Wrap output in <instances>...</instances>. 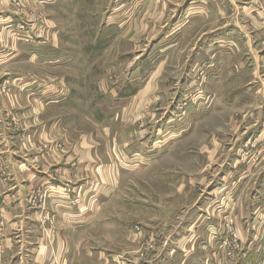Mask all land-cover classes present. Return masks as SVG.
<instances>
[{
	"label": "rangeland",
	"instance_id": "374dc122",
	"mask_svg": "<svg viewBox=\"0 0 264 264\" xmlns=\"http://www.w3.org/2000/svg\"><path fill=\"white\" fill-rule=\"evenodd\" d=\"M187 3L179 2L174 7L130 4L127 0H8L3 9L14 18L22 14L25 27L38 23L52 32L47 38L36 34L26 36V40L35 44L46 38L56 43L51 44L52 50L59 52L60 70L66 74L71 92L55 110L73 134L75 146L88 143L89 178L74 180L67 202L94 206V212H90L94 215L89 231L91 250L106 247L119 255L132 251L139 257L137 264H146L153 255L154 260L159 259L172 250L165 264H189L187 255L195 242L206 243L211 232L222 238L217 251L223 252L229 263L253 264L241 260L235 219L224 215L215 225L220 215L216 205L221 202L224 206L227 192L231 194L237 184L231 159L261 155L264 133L260 137L256 124L253 130L243 131L251 118L257 119L255 108L250 109L248 104L243 109L249 101H241L234 117L227 114L225 99L215 103L207 90L208 61L196 65L191 58L193 31L184 38L175 31L170 38L161 37L172 14L176 13L175 20L186 16L184 23L187 20L190 24L194 14L184 8ZM146 6L150 10L148 20L143 17ZM140 11L142 16L137 18ZM157 40L162 45L174 40L182 44L170 57L169 51L161 53L162 59L153 63L159 53L149 50ZM187 43L191 47H185ZM49 48L39 51L43 59L50 54L55 57ZM114 48L120 51L114 52ZM11 54L6 53L9 58ZM29 54L33 55L32 50ZM136 64L139 66L134 67ZM48 68L41 71L39 65L26 62L23 74L28 81L36 80L41 78L40 71L45 73ZM150 75L159 79L157 90L152 94L146 91L143 99L127 98L139 91ZM103 76L105 85L100 83ZM7 81L0 84L1 97L13 94ZM254 104L257 107V101ZM26 106L32 109L33 116L28 118L35 119L39 104L32 101ZM44 115L51 116L47 117L48 126L54 111ZM19 134L20 144L29 145L33 138L22 136L21 131ZM243 165L253 164L237 163L235 167L242 169ZM43 198L41 204L46 205L47 196ZM98 205L102 210H97ZM233 213L237 219V210ZM49 216L47 224L53 225ZM204 217L213 223L202 224Z\"/></svg>",
	"mask_w": 264,
	"mask_h": 264
},
{
	"label": "crops",
	"instance_id": "0c3cea01",
	"mask_svg": "<svg viewBox=\"0 0 264 264\" xmlns=\"http://www.w3.org/2000/svg\"><path fill=\"white\" fill-rule=\"evenodd\" d=\"M187 1L188 6L184 8H189L194 14L190 24L187 25V20L184 23L186 16L175 20L176 13L172 14L161 37L170 38L175 31L179 33L177 36L184 38L187 32L193 31L194 53L191 58L196 65L202 60L208 61L209 94L213 95L215 103L225 99L226 112L232 117L240 111L237 106L241 101H249L243 109L248 104L250 109L255 108L254 117L257 119L251 118L243 131L253 130L256 124L261 137L264 133V0H127V3L175 7L177 3ZM7 2L0 0V84L8 80L13 94L0 96V264H137L139 257L132 251L124 255L106 247L92 251L89 231L94 222V215L90 213L94 212V206L67 202L74 180L89 178L88 143L85 142L87 146H75L73 134L64 126V118L55 110L69 99L71 90L69 92L66 85V74L60 70L59 52L52 50L51 44L56 43L46 39L52 36V32H47L38 23L25 27L22 14L14 18L3 9ZM146 8L143 17L148 20L150 10ZM42 11L40 9L38 13L40 17ZM138 14L137 18H140L142 11ZM186 25V29L181 30ZM36 34L41 39L46 38L37 40L35 44L27 42L26 36L34 37ZM180 40L164 45L159 40L154 42L149 51L159 54L153 63H157L156 59H162L161 53L169 51L170 57L182 44ZM191 45L187 43L185 47ZM42 48H49L55 57L50 54L48 59H43L39 52ZM116 51L120 49L114 48ZM9 52L12 53L11 58L6 55ZM28 54L33 58H28ZM26 62L31 66L33 63L39 65L41 71L42 67L49 68L45 73L40 71L41 78L28 81L23 74ZM138 66L136 64L134 67ZM150 73H154V70ZM155 75L147 76V83L152 84L141 85L139 91L127 98L143 99L146 91L152 94L157 90L159 79ZM100 80L105 85V76ZM32 101L40 106L35 119L28 118L32 115V109L26 105L32 104ZM254 101H257V107ZM215 109L218 110V105ZM53 111V122L47 126V117L51 116L44 113ZM67 114L70 113H66L69 116ZM20 131L22 136L33 138L29 145L20 144ZM260 145L263 153L258 157L231 159V173L237 184L232 187L231 194L227 192L225 205L221 202L216 205V210L223 216L216 217L218 221L215 225L220 224L224 215L229 220L235 219L233 224L241 239V260L253 264H264V139L260 140ZM237 163L253 165H243L241 169L235 167ZM43 196H47L46 205L41 204ZM98 209L102 210L100 205ZM235 209L237 219L233 213ZM49 214L53 217V225L47 224ZM98 218H102V215L100 217L99 214ZM201 220L202 224L213 223L212 219L207 221L205 217ZM97 224L101 229V219ZM46 226H49L48 230L44 229ZM212 234H208L204 244L196 237V241H199L197 244L195 242V248L187 255L189 264H231L223 252L217 251L222 238ZM171 251L155 260L153 255L146 264H165Z\"/></svg>",
	"mask_w": 264,
	"mask_h": 264
},
{
	"label": "built area",
	"instance_id": "2783aa9c",
	"mask_svg": "<svg viewBox=\"0 0 264 264\" xmlns=\"http://www.w3.org/2000/svg\"><path fill=\"white\" fill-rule=\"evenodd\" d=\"M9 88V87H8ZM1 171V170H0ZM48 219L50 220V216L48 217ZM49 222V221H48Z\"/></svg>",
	"mask_w": 264,
	"mask_h": 264
}]
</instances>
